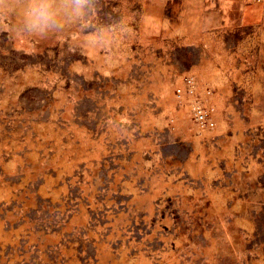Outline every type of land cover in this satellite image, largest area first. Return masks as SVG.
I'll return each instance as SVG.
<instances>
[{
  "label": "rangeland",
  "instance_id": "obj_1",
  "mask_svg": "<svg viewBox=\"0 0 264 264\" xmlns=\"http://www.w3.org/2000/svg\"><path fill=\"white\" fill-rule=\"evenodd\" d=\"M25 18L0 0V264H264V0Z\"/></svg>",
  "mask_w": 264,
  "mask_h": 264
},
{
  "label": "clouds",
  "instance_id": "obj_2",
  "mask_svg": "<svg viewBox=\"0 0 264 264\" xmlns=\"http://www.w3.org/2000/svg\"><path fill=\"white\" fill-rule=\"evenodd\" d=\"M26 18L23 30L29 33L40 32L49 27H60V13L79 14L87 0H24Z\"/></svg>",
  "mask_w": 264,
  "mask_h": 264
},
{
  "label": "built area",
  "instance_id": "obj_3",
  "mask_svg": "<svg viewBox=\"0 0 264 264\" xmlns=\"http://www.w3.org/2000/svg\"><path fill=\"white\" fill-rule=\"evenodd\" d=\"M178 92L181 94L182 89L179 88ZM191 106H192L195 119L201 125L214 126V122L207 117L205 110L202 108V106L197 101H192Z\"/></svg>",
  "mask_w": 264,
  "mask_h": 264
}]
</instances>
